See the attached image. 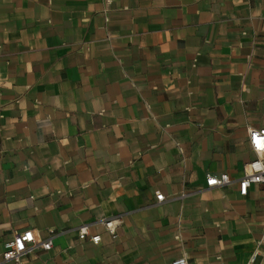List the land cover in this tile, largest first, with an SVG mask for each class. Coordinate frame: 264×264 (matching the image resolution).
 I'll return each mask as SVG.
<instances>
[{"label": "crops", "instance_id": "1", "mask_svg": "<svg viewBox=\"0 0 264 264\" xmlns=\"http://www.w3.org/2000/svg\"><path fill=\"white\" fill-rule=\"evenodd\" d=\"M247 126L264 0H0V253L35 229L21 264H264Z\"/></svg>", "mask_w": 264, "mask_h": 264}, {"label": "built area", "instance_id": "2", "mask_svg": "<svg viewBox=\"0 0 264 264\" xmlns=\"http://www.w3.org/2000/svg\"><path fill=\"white\" fill-rule=\"evenodd\" d=\"M258 1V0H253ZM247 143L250 151L254 154V160L246 163L243 167V176L236 181L238 194L245 196L248 188L251 185H264V129H255L246 127ZM232 180L226 174L219 176L208 175L205 179L207 188H220L230 185ZM157 202L163 201V195L156 194ZM107 233L114 237L115 229L120 224L118 218H110L99 221ZM78 239L83 240L89 236L88 225H82L77 232ZM92 244L96 245L100 241L98 235L89 236ZM40 246L43 250H48L51 247L50 241H42L38 232L35 229H29L19 233H15L13 237L3 244V250L0 253V264H21V259L25 253ZM253 261V260H252ZM171 264H188L185 257H180L171 262Z\"/></svg>", "mask_w": 264, "mask_h": 264}]
</instances>
